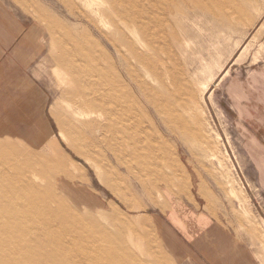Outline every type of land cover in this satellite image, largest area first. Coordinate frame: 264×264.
Instances as JSON below:
<instances>
[{"label":"rangeland","instance_id":"rangeland-1","mask_svg":"<svg viewBox=\"0 0 264 264\" xmlns=\"http://www.w3.org/2000/svg\"><path fill=\"white\" fill-rule=\"evenodd\" d=\"M7 1L46 50L0 105V187L42 224L0 197V264H264V0ZM112 127L131 147L88 161Z\"/></svg>","mask_w":264,"mask_h":264},{"label":"crops","instance_id":"crops-1","mask_svg":"<svg viewBox=\"0 0 264 264\" xmlns=\"http://www.w3.org/2000/svg\"><path fill=\"white\" fill-rule=\"evenodd\" d=\"M44 36L45 31L39 21L20 14L7 0H0V105L18 100L22 92L19 87L30 78L32 69L45 53ZM5 112L6 107H0V121L9 116ZM65 185L67 193L80 204L93 203L88 202L82 193L84 188L68 182ZM87 195L92 198L89 193Z\"/></svg>","mask_w":264,"mask_h":264},{"label":"bare ground","instance_id":"bare-ground-1","mask_svg":"<svg viewBox=\"0 0 264 264\" xmlns=\"http://www.w3.org/2000/svg\"><path fill=\"white\" fill-rule=\"evenodd\" d=\"M158 53V52H157ZM97 63V62H96ZM100 66H101V63H100ZM102 67H104V66H102ZM101 67V68H102ZM113 78V77H112ZM111 81H112V79H111ZM102 87V86H101ZM100 89V88H99ZM109 100V99H108ZM105 102V104L106 103H108L109 104V102L108 101H104ZM103 114H105L106 115V111L104 112L103 111ZM107 115H109V113L107 112ZM92 131V130H91ZM111 131H113V133H114V135H115V137H114V139L116 140V143H114V142H109V141H105L106 143H105V145H103V146H98L99 144H97V146L96 145H91V146H88V145H86V144H84V143H80L79 144V146L80 147H82L83 148V152H84V155H85V157H86V159L88 160V161H91V162H95V164H103V159H99V155H101L102 154V152L103 153H105V154H108V150H110V151H119V149H120V147L121 146H124L125 148H128V147H131V144H129V143H127V141H125L124 140V142H122V140L124 139V137L123 136H121V135H119V133H118V131H117V129H115V128H111ZM95 133H96V130H95ZM93 134V133H92ZM97 134V133H96ZM98 136H100V135H98ZM56 145V144H55ZM54 145V146H55ZM72 146H74V145H72ZM120 146V147H119ZM75 147H77V146H75ZM59 148V147H58ZM64 148V147H63ZM71 148V147H70ZM57 149V148H56ZM77 149V148H76ZM65 150V149H64ZM73 150H74V148H73ZM101 152V153H100ZM120 152V151H119ZM64 153V152H63ZM53 154V153H52ZM66 154V153H65ZM68 154V153H67ZM114 154V153H113ZM69 155V154H68ZM82 155V154H81ZM103 155V154H102ZM102 155L100 156V158L102 157ZM17 156V155H16ZM9 157H10V155H9ZM12 157V156H11ZM54 157L55 158H57V154L55 155L54 154ZM84 157V158H85ZM104 157V156H103ZM54 159V158H53ZM71 159V158H70ZM18 160V159H17ZM57 161V160H56ZM67 161V163L68 164H70V161H68V160H66ZM49 162H52V160L50 161L49 160ZM107 162V161H106ZM53 163V162H52ZM91 164V163H90ZM93 164V163H92ZM14 165V164H13ZM66 165V164H65ZM76 165V164H75ZM56 166L57 167H62V170H64L65 172H66V169H68L66 166H64V164L61 162V160L59 159V161H57L56 162ZM95 166V165H94ZM107 167V166H106ZM51 169V168H50ZM0 170H1V168H0ZM46 170V169H45ZM52 170V169H51ZM105 171V170H104ZM63 172V171H62ZM5 173V171H3V169L0 171V178H1V175L2 174H4ZM72 173V172H71ZM48 174V173H47ZM66 174V173H65ZM8 175V174H7ZM3 176H5V175H3ZM35 176H37V177H40V176H43V175H41V171H37V170H35V172H33V177H35ZM64 176V175H63ZM70 176V175H69ZM43 178H44V176H43ZM18 183H20V185H23V187L26 189V190H30L31 191V189L30 188H34V187H36V184H34V182H33V180H32V178H29L28 177V179L26 180V185L28 186H26L25 184H24V181H18ZM1 186V185H0ZM39 191V190H38ZM21 195V194H20ZM17 192H16V190L14 189V187H13V185L12 186H8V187H6L5 189H3V188H1L0 187V197L1 198H3V199H1V200H5V198H8L9 199V201L11 200L12 201V203H14V205H16V207H17V205H18V209H20V211H22L20 214H14L12 211V213L10 212V214L9 215H7V216H5L4 218H5V225H11L12 223H16V221H18V220H20L21 221V219L23 220V221H25V223L26 222H28V223H30V224H27L28 225V227L29 228H36L37 227V225H40V223L42 224V218H40V217H37V220L36 221H34V219H32V217L31 216H28V215H26L25 214V212L23 211V208H21L22 207V205L20 206L19 204H17L16 203V199L17 198H19V196H20ZM40 199V198H39ZM27 200V199H26ZM28 201V200H27ZM28 203H29V201H28ZM28 203H27V205H28ZM50 208V207H49ZM43 209V208H42ZM42 209H40V210H42ZM0 210H2V209H0ZM44 213H45V211L44 210H42ZM3 213V212H2ZM43 213V214H44ZM5 215V214H4ZM51 221H55L54 220V218L52 217V219H51ZM130 223V222H129ZM22 224V223H21ZM70 224V223H69ZM68 224V225H69ZM41 226V225H40ZM10 228H12L11 226H9ZM37 229V228H36ZM9 233V236H11V237H15V236H22V234H23V231L22 230H15V232H12V230L10 229L9 231H8ZM32 234V233H31ZM72 236H73V238H75L74 239V242H78V240H77V238H78V236H74L73 234H71ZM29 237V236H28ZM153 246H155V245H153ZM100 251V250H99ZM121 261V260H120ZM113 263V262H112Z\"/></svg>","mask_w":264,"mask_h":264}]
</instances>
